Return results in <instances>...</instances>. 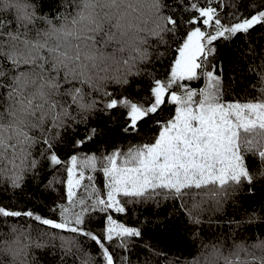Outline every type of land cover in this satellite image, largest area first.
<instances>
[{
  "label": "snow or ice",
  "instance_id": "obj_1",
  "mask_svg": "<svg viewBox=\"0 0 264 264\" xmlns=\"http://www.w3.org/2000/svg\"><path fill=\"white\" fill-rule=\"evenodd\" d=\"M61 6L41 15L34 0H0V184L21 190L29 174L35 180L47 168L52 179L45 186L62 175L66 201L50 210L53 216L0 203V221L31 220L39 237L15 225L0 233V264H35L32 249L45 238L58 239L79 264H128L121 251L142 233L114 219L128 212L127 204L171 197L196 227L203 201L187 206L189 192H202L217 209L245 185L255 194L264 178V59L258 72L252 69L257 97L241 102L225 99L210 57L214 42L264 29V0H251L244 13L229 5L226 14L224 0H61ZM160 48L175 55L157 77L139 66L153 59L150 49L163 59ZM113 67L123 74L100 76ZM129 76L146 77V86L127 92ZM100 81L124 90L109 92ZM73 108L118 117L122 134L136 143L78 155L100 133L86 117L77 120ZM69 121L84 125L82 136L67 135L74 131ZM85 170L99 172L102 183L94 175L83 183ZM244 217L229 224L264 229V204ZM253 235L227 254L212 245L217 264H264V231Z\"/></svg>",
  "mask_w": 264,
  "mask_h": 264
},
{
  "label": "trees",
  "instance_id": "obj_2",
  "mask_svg": "<svg viewBox=\"0 0 264 264\" xmlns=\"http://www.w3.org/2000/svg\"><path fill=\"white\" fill-rule=\"evenodd\" d=\"M34 2L41 15H52L57 11H64L61 0H34ZM250 2L251 0H224V14L231 11L229 5L232 4L239 12L244 13L247 11L246 5ZM176 9L179 11V5L176 6ZM214 43L216 53L214 57H210V60L217 66L218 74L223 78L225 99L245 102L257 97L258 92L252 87L257 83V74L252 69H256L258 72L261 59H264V29L257 27L247 35H236L228 41L220 40ZM150 51L153 57L151 62L141 64L139 67L143 71H153L157 77H160L164 71L161 65L167 64L175 53L160 48L159 52L164 58L156 60V51L152 49ZM123 72V68L117 73L113 67L107 73L101 71L100 76L111 77L122 75ZM128 79L129 84L125 88L129 93L135 86L140 88L146 86V77L129 76ZM99 83L109 92L120 89V86L114 82L100 81ZM93 96L97 100L103 99L96 94ZM99 107L98 104L97 108ZM71 112L77 120L86 117L88 126L97 128L100 133L78 155L93 152L99 155L101 151L110 153L117 146H121L126 151L128 144L136 143L132 137L122 134L118 117L113 121L99 111L77 114L73 108ZM69 124L74 131L68 132L67 135H83V124L77 126L71 121ZM69 151L65 148L63 153L67 154ZM249 162L251 163V161ZM50 171L45 168L35 180H32L31 174H29L21 190H12L10 185L0 184V203L19 210H32L42 216H53L54 214L50 210L58 204L66 203V201L64 200L65 188L59 183L64 179L62 175L57 177V182L53 183L51 187L45 186L52 179ZM89 175L96 177L97 185L102 183L100 173H93L90 170H85L83 183H87ZM77 191L79 193L82 189ZM254 193V195L249 194L247 185H245L226 202H223L221 208L217 209L215 202L204 197L202 192L197 190L189 192L184 196L187 206L190 207L194 200L203 201L204 210L199 214L202 223L196 227L188 223L187 217L179 208V201L171 197L165 199L163 196H158L150 200L127 204L128 212L126 214L117 213L114 215V219L128 227L140 229L142 234L140 237L129 238L128 248L122 250L121 254L127 257L128 264H184L185 261L197 258L199 264H217L212 245H222L225 254H227L234 242L251 243L255 239L253 233L264 231L255 225H243L240 228H235L229 224V221L233 219H244L245 212H251L253 208L264 204V178L255 184ZM13 225L27 228L32 232L34 239H39L36 231L37 224L25 219H9L6 223L0 221V233H9ZM90 227L99 231V225L96 223ZM193 231L198 233L196 238H193ZM4 239H11V237L6 235ZM39 242L44 246L32 249L31 253L35 264H79L76 256L66 253L61 248L58 239L47 240L45 238L40 239ZM85 247L92 253L96 251L95 245L89 244ZM241 255L244 254L241 253Z\"/></svg>",
  "mask_w": 264,
  "mask_h": 264
}]
</instances>
